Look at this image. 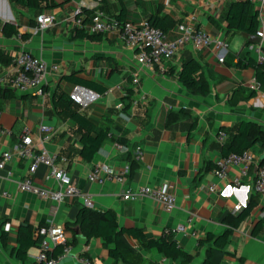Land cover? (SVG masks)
Segmentation results:
<instances>
[{
    "label": "crops",
    "instance_id": "0c3cea01",
    "mask_svg": "<svg viewBox=\"0 0 264 264\" xmlns=\"http://www.w3.org/2000/svg\"><path fill=\"white\" fill-rule=\"evenodd\" d=\"M233 1L244 0H105L100 3L102 11L113 18L124 9L123 20L135 24L147 22L154 16L165 24V33L171 37L175 36L178 24L190 22L195 29L227 43L223 62H218L213 47L195 49L189 45L171 59L148 68L137 63L136 50L125 46L116 31L101 34L98 39L74 36L75 8L83 4V11L88 14L92 0H48L38 10L19 7L14 0H0L1 23H15L19 33L27 35L23 40L17 35L4 37L0 31V48L12 58L27 51L57 66V72L50 73L43 85V96H38L19 94L10 88L7 81L14 64H0V79H3L0 89H7L14 95L4 98L0 93V127L10 131L8 136L0 135V153L10 149L26 133L37 143L38 125L50 126L52 136L44 147L66 158L62 167L81 192L91 197V206H85L80 197L55 203L20 192L17 180L28 175L29 164L17 159L8 162L0 169V264H38V246L27 250L24 262L15 259L9 250L16 246L22 224L35 229L45 224L64 227L68 241L74 240V243L70 253L58 264H81L78 261L81 256L93 264H124L113 261L102 239L85 240L79 232L70 229L81 207L110 210L119 227L140 228L147 238L169 233L177 245L192 256L190 264H201L205 247L197 244L198 239L207 233H221L225 228L224 216L239 212L233 211V206L245 199L244 193L221 198L217 191L208 190L212 185L220 189L226 179H232L239 171L237 166H231L225 180L213 176L211 170L223 157V145L229 142L219 141L217 132L225 130L228 135L229 132L233 134L240 122H249L258 137L261 136L251 152L255 156L264 154V84L261 87L257 83L253 68L234 66L240 52L247 51L255 58L250 52L251 43L239 32L227 28L225 15ZM254 7L258 12L256 32L261 30L264 34V5ZM40 15L53 17L44 29H39L36 22ZM258 43L264 50V38H259ZM190 58L202 66L209 84L206 96L190 93L178 79L183 62ZM71 75L94 83L95 91L99 92V97L89 106L81 108L72 104L71 108L93 124L109 129L107 140L90 161L79 154L75 122L52 104L54 96H68L75 85L66 79ZM133 78H137L136 83ZM130 91V98H127ZM233 96L248 98L231 105L229 101ZM117 138L125 139L128 145L119 144ZM136 147L140 148L138 158ZM128 155L129 160H137V167L125 185L131 189L158 187L173 194L176 207L171 212H166L159 202L148 197L123 200L120 196L123 186L117 182L98 184L86 179L95 164L110 163L117 169L129 165ZM207 166L210 169L206 171ZM47 171L45 166L38 165L31 176L33 183L42 188L55 187L52 180L45 178ZM251 194L254 193L250 192L248 199ZM261 218V230L253 235L254 225ZM6 223L8 231L3 228ZM178 226H184L187 232L175 230ZM2 233L6 248L1 243ZM122 239L131 248L127 259L134 264H171L161 254L145 250L132 238L122 235ZM211 259L215 264H264L262 197H258V205L233 230L226 251L214 250Z\"/></svg>",
    "mask_w": 264,
    "mask_h": 264
},
{
    "label": "built area",
    "instance_id": "2783aa9c",
    "mask_svg": "<svg viewBox=\"0 0 264 264\" xmlns=\"http://www.w3.org/2000/svg\"><path fill=\"white\" fill-rule=\"evenodd\" d=\"M254 6H263L264 0H249ZM100 0H92L90 12L86 14L83 11V4L76 6L74 11V29L84 30L88 34L101 35L110 31H116L122 43L136 50V61L140 66L151 68L159 65L163 60L171 59L177 51L192 46L195 49H204L213 47L216 50L218 62H223L227 54V43L222 39L211 37L203 30L195 29L190 22H183L177 25L174 37L169 36L161 29L151 26L148 22L135 24L128 20L119 21L116 18L108 16L98 8ZM53 20L50 15H40L36 22L39 29H44ZM256 36L264 38L261 30L256 32ZM18 38L20 34H17ZM250 52L254 53L255 61L261 65L264 71V50L259 43L250 45ZM14 69L12 75L8 78L7 84L17 93H33L43 96V85L48 75L57 72V66L47 64L40 58L32 55L30 52H19L13 58ZM137 82V78H133ZM0 85H3V79H0ZM71 101L85 108L94 102L99 94L84 88L80 85H73L68 94ZM38 139L34 143L29 133L24 134L15 142L12 147L0 153V169L13 159L25 160L28 162V175L17 180V188L20 192L31 193L39 198L59 203L66 199L80 197L85 206H91V197L81 192L79 187L71 179L69 172L62 167L66 163V158L56 153L48 152L44 144L52 136V128L45 124L37 127ZM10 131L0 127V135H9ZM219 141L226 139L223 130L217 132ZM135 155L138 158L140 148H135ZM264 155V154H263ZM47 168L46 179L55 183L53 188H42L35 185L32 181V174L36 171L38 165ZM237 166L238 173L232 179L227 180L229 168ZM250 169L252 173L250 174ZM213 176L219 180H225L220 189L210 186L209 191H217L221 198H229L236 192L244 193V201L237 202L233 206V211H239L247 204L248 194H254L264 199V161L260 163V156H255L250 150L242 153H230L222 157L211 170ZM129 174V165L125 164L121 169H117L113 164L102 163L95 164L86 175L89 182L102 184L107 181H114L123 186L120 196L123 200H136L140 197H148L159 202L166 212H171L176 207V198L173 194L166 193L161 188L150 186H139L131 189L125 185ZM11 175L8 173V176ZM246 182H243L244 180ZM191 222V219L188 220ZM4 230H9V224L4 225ZM175 230L187 232L184 226H178ZM195 233L191 232L194 236ZM34 236L39 239V252L36 256L38 264H58L71 251L66 230L60 225L45 224L37 227ZM61 251L56 256H51L56 247ZM81 264H93L86 257H79Z\"/></svg>",
    "mask_w": 264,
    "mask_h": 264
},
{
    "label": "trees",
    "instance_id": "16d2710c",
    "mask_svg": "<svg viewBox=\"0 0 264 264\" xmlns=\"http://www.w3.org/2000/svg\"><path fill=\"white\" fill-rule=\"evenodd\" d=\"M48 0H14L15 5L19 7H25L31 10H38L43 8V3L46 5ZM105 0H100V3H104ZM99 3V4H100ZM100 4V6H101ZM101 10L102 6L100 7ZM86 13V12H85ZM258 12L254 7V4L249 0L233 1L226 12L225 19L227 28L235 32H242L247 35H254L258 26L257 20ZM117 20L122 21L124 18V9L115 17ZM215 27L218 24L214 20H210ZM151 26L161 29L166 32L165 24L156 17H151L147 21ZM18 25L15 23L0 21V31L4 37H10L12 35L20 34L21 39L26 40L27 35L19 33ZM74 36L77 38L88 37L90 39H98L100 35L88 34L84 30H74ZM0 64L2 66H10L13 64V58L7 55L0 48ZM234 66L239 68L251 67L255 71V78L257 83L262 87L264 84V71L261 65H259L255 59L250 57L249 52H240L237 56V61ZM66 79L75 85H80L84 88L96 92V85L92 82H87L78 78H74L73 75L66 77ZM178 79L186 89L198 96H206L209 93V84L202 72V66L193 58H190L183 62L181 69L178 73ZM0 93L4 98L13 97V93L9 90H1ZM99 94V92H96ZM132 91L127 94V98H130ZM236 94V93H235ZM239 94V92L237 93ZM253 92L250 94L252 95ZM248 95V96H250ZM238 96V95H237ZM248 96L232 97L229 101L231 105H236L238 101L246 100ZM52 104L55 109L58 107L61 109V113H64L70 119L75 122L76 132L79 134L80 150L79 154L85 161H90L94 154L99 150L102 144L107 140L109 136V129L104 128L101 125L93 124L85 116L71 108L74 104L69 96L60 94L54 96ZM75 105V104H74ZM170 118V114L167 117V123ZM194 124L191 125V127ZM226 134L228 144L223 145L222 155L227 156L230 153H242L243 151L250 150L254 152L256 143L260 140L256 133L255 127L249 122H240L236 127L233 134ZM264 141V140H263ZM116 142L121 145L127 146V142L123 138H117ZM263 149V148H262ZM128 158V159H127ZM126 161L129 162V174L133 169L137 167V160H129V155L126 157ZM264 161V155H260V163ZM215 167V166H214ZM207 166L205 170H209ZM252 170L250 169V174ZM258 195L251 194L248 202L244 208H242L236 214H228L222 219V223L225 228L221 233L213 234L207 233L204 238H199L197 244L205 247V253L201 264H215L212 259V252L214 250L226 251L229 243V238L234 229L248 217L251 209L258 205ZM263 219H259L254 225L252 234L257 235L262 227ZM72 231L75 232L77 228L79 234L84 237L85 240L91 238L102 239L104 246L107 248L109 256L115 263L121 261L124 264H134L127 259V255L131 253V248L124 242L122 235H126L136 242H138L145 250H155L161 254L164 258L169 260L171 264H190L192 256L182 250L168 233L156 238H147L140 228H123L119 227L116 222L115 215L110 210H94L87 207H81L77 213L76 219L70 224ZM74 227V228H73ZM34 230L29 224H22L19 226L16 246L10 247L9 250L13 257L21 262L26 260L27 250L32 246H38L39 239L34 236ZM1 243L3 247H7L4 233L1 236ZM70 244L74 243L69 242ZM61 251L58 246L54 248L51 256H56Z\"/></svg>",
    "mask_w": 264,
    "mask_h": 264
},
{
    "label": "water",
    "instance_id": "95a60500",
    "mask_svg": "<svg viewBox=\"0 0 264 264\" xmlns=\"http://www.w3.org/2000/svg\"><path fill=\"white\" fill-rule=\"evenodd\" d=\"M240 35H241L243 38L247 39L248 42L251 43V44H256V43L259 42V37H257L255 34H254V35H247V34H245V33L240 32ZM75 231H76V233H78L77 228H76Z\"/></svg>",
    "mask_w": 264,
    "mask_h": 264
}]
</instances>
